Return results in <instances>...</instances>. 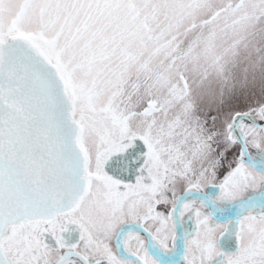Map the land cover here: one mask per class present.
<instances>
[{
    "label": "snow or ice",
    "instance_id": "6c2138e0",
    "mask_svg": "<svg viewBox=\"0 0 264 264\" xmlns=\"http://www.w3.org/2000/svg\"><path fill=\"white\" fill-rule=\"evenodd\" d=\"M0 264H264V0H0Z\"/></svg>",
    "mask_w": 264,
    "mask_h": 264
},
{
    "label": "rangeland",
    "instance_id": "374dc122",
    "mask_svg": "<svg viewBox=\"0 0 264 264\" xmlns=\"http://www.w3.org/2000/svg\"><path fill=\"white\" fill-rule=\"evenodd\" d=\"M226 167V166H225ZM223 171V170H222ZM222 178V177H221Z\"/></svg>",
    "mask_w": 264,
    "mask_h": 264
}]
</instances>
